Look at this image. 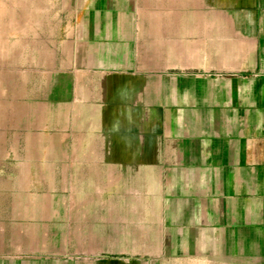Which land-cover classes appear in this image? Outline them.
Masks as SVG:
<instances>
[{
  "label": "crops",
  "instance_id": "1",
  "mask_svg": "<svg viewBox=\"0 0 264 264\" xmlns=\"http://www.w3.org/2000/svg\"><path fill=\"white\" fill-rule=\"evenodd\" d=\"M140 2L29 0L0 264H264V0Z\"/></svg>",
  "mask_w": 264,
  "mask_h": 264
},
{
  "label": "rangeland",
  "instance_id": "2",
  "mask_svg": "<svg viewBox=\"0 0 264 264\" xmlns=\"http://www.w3.org/2000/svg\"><path fill=\"white\" fill-rule=\"evenodd\" d=\"M140 1V13L143 18L147 19L148 15L154 18V0ZM28 3L29 0H0V165H11L14 160V152L11 149V90L28 63L26 59L29 36ZM144 24L146 25V22ZM143 30L148 33L154 31L149 27L141 28V31ZM3 110L8 111L7 117ZM4 119L7 120L6 123ZM53 153L58 155V152ZM54 157L58 156L53 155Z\"/></svg>",
  "mask_w": 264,
  "mask_h": 264
},
{
  "label": "bare ground",
  "instance_id": "3",
  "mask_svg": "<svg viewBox=\"0 0 264 264\" xmlns=\"http://www.w3.org/2000/svg\"><path fill=\"white\" fill-rule=\"evenodd\" d=\"M46 8V7H45ZM9 31V30H8ZM10 34V33H9ZM47 61V60H46ZM8 62V61H7ZM5 69V68H4ZM9 77V76H8ZM2 87V86H1Z\"/></svg>",
  "mask_w": 264,
  "mask_h": 264
}]
</instances>
